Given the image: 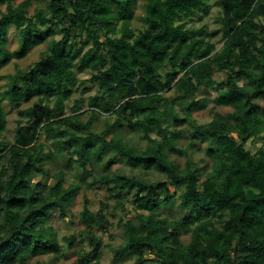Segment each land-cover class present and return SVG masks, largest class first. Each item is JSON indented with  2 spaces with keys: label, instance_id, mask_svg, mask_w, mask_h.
I'll list each match as a JSON object with an SVG mask.
<instances>
[{
  "label": "trees",
  "instance_id": "16d2710c",
  "mask_svg": "<svg viewBox=\"0 0 264 264\" xmlns=\"http://www.w3.org/2000/svg\"><path fill=\"white\" fill-rule=\"evenodd\" d=\"M13 1L0 0V71L47 45L0 92V136L3 103L18 115L12 140L0 141V264L57 263L78 240L89 251L76 250V264H99L98 233L111 228L104 202L93 213L84 195L80 229L60 240L52 219L72 222L75 199L100 187L121 211L122 243L109 264H264V0H215L214 32L189 27L210 0H143L138 29V0H47L31 16L32 0ZM84 71L96 93L86 113L76 101L66 116ZM209 104L208 119H197ZM134 132L143 150L123 139ZM258 139L252 152L247 142ZM198 145L201 157L183 168L170 159ZM127 203L135 214L124 221Z\"/></svg>",
  "mask_w": 264,
  "mask_h": 264
},
{
  "label": "rangeland",
  "instance_id": "374dc122",
  "mask_svg": "<svg viewBox=\"0 0 264 264\" xmlns=\"http://www.w3.org/2000/svg\"><path fill=\"white\" fill-rule=\"evenodd\" d=\"M25 0H14L13 1V6H17L18 4L22 3ZM47 0H32L29 8L27 9L28 15L31 16L36 12L37 8H42ZM143 0H138V5L136 7L135 11V18L132 22V29H138L141 26V22L139 17L142 15V6ZM210 11L206 17H199L196 18L195 21L192 24H189V27L191 28H199L201 26H205L206 29L209 32H214L218 31L219 29V23H218V18L220 16V8L218 7L217 3L215 0H210ZM3 9V8H2ZM218 33V32H217ZM17 33L14 31H10L9 34V46L8 49L10 51H13L17 48L18 46V37ZM52 36L55 40H59L61 38V35L58 30L52 29ZM50 37L47 39L49 40ZM217 48L221 46V41H220V34L218 33L217 36L212 40ZM46 45L47 41L42 44L41 46H38L31 50L29 54L22 60L19 61H12L8 66H6L4 69L0 71V76H1V81H0V92L3 91L6 88V83L8 82L7 76L12 75L16 70H25L28 66L32 65L34 62H36L39 58H41L43 55V51L46 50ZM92 73L90 71H84L81 72L80 74L77 75L78 79V84H76L74 87H72V95L71 97L64 102L65 105V114L66 116L71 115L70 109L73 107V104L76 101H80L81 105L83 106L82 110L80 113H86L88 111V108L86 107V102L89 97L93 96L96 93V87L93 83L90 82V77ZM209 94L212 95L211 92ZM260 106L262 107L264 105L263 101L259 102ZM3 107L7 113V127L6 130L3 132L2 136H0V141L1 140H6V141H11L12 136L15 130L16 126V121L18 120V115L17 112L13 109H10L3 103ZM213 107V105L209 104L207 110L203 111L202 113L195 115L197 119L199 120H207L208 119V112L209 109ZM217 110V109H216ZM229 109H218L217 111H220L221 113L227 112ZM107 117H102L98 122L94 123L93 126V132L95 133H101L102 130L104 129V123L106 121ZM84 120L87 119V116L83 118ZM152 138H156L155 134H152ZM264 138V134H263ZM123 139L125 141H129L130 145L139 148L143 150L147 142L146 140L143 139L141 132H134V133H129L127 135H123ZM187 138L184 137L178 144V147L181 149L186 148L187 145ZM262 140L258 139L253 142L248 141L247 146L251 149L252 152L257 151L261 146H262ZM48 148L50 147L51 143L48 142L46 143ZM204 146L198 145L194 149L189 150L187 152V156L183 155H176L172 154L170 159L180 168H183L187 159H192V160H197L198 158L201 157V153L197 152L198 148H203ZM107 157H104V161L106 160ZM5 158L0 162V166L4 165ZM103 163V161H102ZM122 162H118L113 165L112 169H117L122 167ZM125 172H129L128 169L124 170ZM37 177V175L35 176ZM32 177L28 181V185L35 186L36 178ZM72 173L70 175H67L66 179L68 181H72L73 179ZM154 179H159V176L154 173ZM84 195L87 196L88 199V207L89 209L95 213L99 209V203L100 201L104 202L106 213H107V218L111 224V228L108 230L106 233H98V235L101 237L103 241V247L100 250V257H99V264H109L112 259H113V249L120 245L122 243V233L123 229L122 226H119L117 224V221L120 219V209L115 207V202L113 199L109 198L110 196L107 195L104 187H100L98 189H91V190H84L79 194V196L75 199L74 203L70 206L69 208V213L74 214V218H72V222H70V219H64L59 221L57 218L52 219V224L54 225V228L57 232L58 239L60 240L63 235H69L71 233H77L78 230L80 229L79 225V218H80V213L82 210L83 206V197ZM116 208V209H114ZM126 210L127 213L124 216V221L127 219H130L131 217L134 216L135 212L132 209V206L130 204H126ZM172 214H176V212H173ZM171 214V215H172ZM62 244V242L60 241ZM66 244L63 246L65 247ZM83 247L84 252L89 251V245L86 243H82L81 241H77L75 248L73 250H65V257L60 260L57 263L49 261V257L46 256H41L40 258H37L39 261L46 262V264H76V261L78 259V255L75 253L76 250L79 248ZM81 256V255H80ZM124 264H131V260L128 259L124 262Z\"/></svg>",
  "mask_w": 264,
  "mask_h": 264
}]
</instances>
